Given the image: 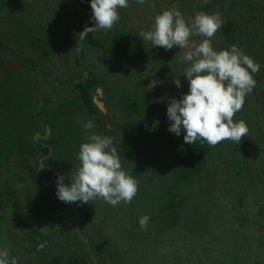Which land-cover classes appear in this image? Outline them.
Returning a JSON list of instances; mask_svg holds the SVG:
<instances>
[{
	"label": "rangeland",
	"instance_id": "374dc122",
	"mask_svg": "<svg viewBox=\"0 0 264 264\" xmlns=\"http://www.w3.org/2000/svg\"><path fill=\"white\" fill-rule=\"evenodd\" d=\"M15 1L0 0V81L5 79L3 78L5 69L12 65L20 67L11 74L12 77L9 80L12 87L17 90L18 88L13 84V81L16 77L19 81L25 78L28 87L24 86V90L27 88L28 100L30 98L28 108L34 112L33 108L36 103L49 98L51 82L55 79L61 81L67 76L64 75V71L58 75V69L54 65L57 64L59 67L68 65L70 67L69 73L74 69L78 41L76 39L87 17L81 9L79 10L77 6H74L76 5L74 0H65L67 13L75 18V22L72 20V24H70L72 26L70 38L65 44L62 40L51 41L48 47L51 55L50 59L47 58L46 61L53 59L52 64L44 61L38 62L33 60L35 56L33 45H28L30 40H28L27 32H32L39 38L38 32L44 30V17L46 16L45 11L48 9L46 8L48 0H22L32 6L33 13L31 12L30 15L33 16V19L30 28L29 23H27V27L25 24L23 26L26 36L22 37V40L11 39L14 42L9 43V38H15L22 34L19 25L12 21L18 15L11 17V7L16 8L22 2L16 4ZM135 3H132L133 7L130 11L132 16L126 22L129 31L132 33L135 46V51H131L132 58L130 57L129 64L131 68H134L133 60H139L141 68L145 69V76L141 73L143 79H147V84L150 86L161 84L162 88L158 91V95L160 99L166 102H169V97L179 98V92L183 89L182 86V88L174 86L173 78L168 72L175 78L177 74L181 79L183 77L181 72L186 67V62L181 59L183 53L199 43L203 37L199 35L190 36L185 48L173 46L166 50L159 46H151L150 42L144 41L140 37V33L149 30L154 16L162 10L177 8L186 21L199 11L209 14L219 12L223 21L222 25L231 21L233 35H238L240 31V38L244 37L246 40H240L238 37L234 40H225L226 36H222V27H220L210 38L212 46L217 50L226 49L230 45H238L239 42L243 51L244 49L248 50L249 54L246 55L261 65L254 74L255 87L251 93L246 95L241 110L234 113L246 123L248 127L247 136L241 137L238 144L224 140L219 142L218 146H212L208 162L205 165L207 169L203 173L205 182L210 185V190L206 189L203 192L201 190L203 186L195 185L199 195H194L190 204L183 208L184 213L182 212L178 222L162 228L161 235L154 237L149 243H146V246L148 250L153 247L156 248L155 264H264V0H144L142 5ZM6 6L10 8V11L6 9ZM118 22V25H122L123 21L119 19L113 26L117 25ZM59 28L61 27L58 26L57 29ZM40 39L39 41H42L43 37ZM2 41L8 42V44L2 45ZM39 41L37 40V42ZM100 41L98 48L90 43H83L82 66L103 81L101 89L102 94L105 95L104 106L108 108V101L113 104V107H109L111 111L110 124L113 127L118 121L123 122L129 116V114H122L119 105L120 94L117 92L123 75H125L123 69L126 68L122 62L118 63L117 60H122V58L116 56L115 49L114 51L106 49V42L109 41L107 37ZM138 46L140 47L139 50L136 49ZM22 67L25 70L29 67L35 69L21 72ZM108 67H111V74L108 73ZM78 77L79 75L75 73L73 78ZM111 84L116 89H113ZM57 92L59 95L62 94V88L58 89ZM147 110L152 112L150 109ZM38 123L37 128L40 127ZM160 126L157 124V130ZM34 128L37 129L35 125ZM28 129L27 142L31 144L29 140L31 133ZM84 138L86 139V137ZM151 144L152 146L157 145L156 142L154 144L151 142ZM2 148L4 149V147ZM167 150L168 148L161 155L162 158L168 155ZM14 151H16V147L10 146L4 149V153L3 151L0 152V196L3 197V200L8 197L11 200L22 201L25 199V194H23L25 187L28 186L27 192L32 195L36 186L28 176V172L23 169L22 160L16 153H13ZM145 155H149V151H146ZM77 162H79L78 159ZM159 163L158 155L157 159L154 156L149 157L146 168L152 164H156L154 168H157ZM46 164L47 161L43 165L46 167ZM234 168H240L243 181L237 180ZM48 171L49 169L46 170V174L50 175ZM64 172L66 175V168ZM136 200L137 202L140 201V199ZM154 200L156 201L155 197ZM134 201L131 200L128 203L121 201L116 206L107 204L103 199H94L83 203V215L86 216L87 220L83 218L90 225L99 226L101 224L105 227L103 231L118 247L116 253L114 251L115 264H142L150 258L145 253L144 258L141 257L138 262L135 257V255H139L137 253L138 244L143 242L140 230L145 231L147 227L136 226L135 222L142 213L134 215V209L138 208H135ZM94 205L101 209L104 215L102 221L95 212L96 209L92 208L96 207ZM205 207L207 211H212L214 214L205 216ZM106 218H110V220H106ZM241 218L242 221L239 220ZM240 222L243 225L242 229H240ZM238 223L239 225L236 227L235 224ZM206 227L211 228V230H203ZM233 228H238V231H235L236 234H232L234 233ZM123 241L127 244V249L131 247L129 250L126 249V260L122 259L121 256L124 251L119 248ZM208 241L214 247L206 253L201 245ZM112 247L114 248L113 245ZM145 249L147 252V248Z\"/></svg>",
	"mask_w": 264,
	"mask_h": 264
},
{
	"label": "flooded vegetation",
	"instance_id": "af4514ba",
	"mask_svg": "<svg viewBox=\"0 0 264 264\" xmlns=\"http://www.w3.org/2000/svg\"><path fill=\"white\" fill-rule=\"evenodd\" d=\"M20 1L22 0H16L15 3L17 4ZM80 1L83 4V6L78 5V4L74 6H77L79 10L81 9L83 13L86 14L87 20L85 22H91V19H90L91 12H89L91 8H90L88 0H80ZM132 1H133L132 3H135V0H132ZM132 3H131V0H129L128 8L118 9L119 17H120L119 19L122 20L123 22H122V25H118L119 24L118 22L117 25L111 27V30L112 32L113 31L121 32L122 37L121 39H119L121 41H113V40L110 41V44H109L110 48L108 47V42H106L107 43L106 49L110 51L111 50L114 51L115 49L116 56L119 58H122V60H117L118 63L122 62L124 65V68H126V69H123V72L125 75H123L122 82L119 88L117 89V92L120 94L119 105H120L122 114L123 115L129 114V116H127L126 120L123 122L117 120L118 121V123L116 124L118 125L117 129L119 130L120 125L121 124L123 125L126 122H128V124H131V125L134 124L135 122L139 121L140 117H144L147 120H151L148 126V129H149L148 134H146L145 136L146 138L145 142L141 145L140 149H142V146H145L146 151H149V155L147 156L144 155L145 159L152 157V156L156 157L157 159V155H158V159L160 163L158 164L157 168H154L156 164H152L149 168H146L145 159L144 161L141 162V164L139 165L137 169H134L132 166H130V162L126 161V159L123 157H120V163H121L122 168L126 172H128L137 181V193L132 198V201L135 200L134 201L135 208L138 207L137 209H134L135 210L134 215H139L140 213H142L139 216L146 214L149 217L148 223L146 225L147 229L145 231H141L140 230L141 227L139 228L140 235L143 236V242L142 243L140 242V244H138L137 253L139 255H135V257L137 261L139 262L140 258L141 257L144 258L145 253H146V256L150 258L149 260H147V262L142 263V264H155V253L157 252V250L155 247L148 250L146 243H149V241H151L157 235H161L162 228L169 227L171 225H174L176 222H178V220L180 219L182 215L183 208H185L186 206L190 204L191 199L193 198L194 195H199V193L196 192V186H203L201 189L203 192L206 189L210 190V185L205 182V177L203 176V173H204V170L207 169L205 165L208 162L209 154L211 151L208 152L205 165L201 169V171L196 176L190 178L188 183L185 184L183 187H181L182 189L179 188V196L181 197L180 199H177V201L179 202L178 204H176L177 216H175L173 212H169L171 210V207L165 208V212H168L167 216L164 217L163 214L161 215V209L164 208V205H166L165 204L166 203L165 194L163 192V189L168 184V178L170 176L169 172L171 169V164L173 163L172 160L170 159V153L175 152V150L169 149L168 145L170 144V140L167 141V138L166 139L163 138V131L168 130L167 125L169 124V121L166 119V105L168 102L160 99V96L158 95V91L160 90V88H162V85L155 84L153 86H150L147 84V79H143V75L141 74V73L144 74L145 69L141 68V64L139 63V60L137 59L133 60L135 64L133 66L134 68H131L129 64L132 58L131 51L133 50L135 51L134 42L132 40L133 39L132 33L129 31V28L126 24L127 19L132 16L130 12L133 7ZM65 7H66L65 0H56L54 2H52L51 0H48V5L46 6V8L48 9L47 11H45L46 16L44 17L45 26H44L43 31L38 32L39 33L38 35H40L39 38L38 36H35L32 32L31 33L27 32L28 40H30V44L28 45H33V54L35 55L33 57L34 61L36 60L38 62L44 61V62L52 64L53 59L50 61L49 60L46 61L47 58H49L51 55L50 53L51 51L48 48L49 45L51 44V41L52 40H62L63 44H65L67 43V40H69L70 34H71L70 28L72 27L70 24H72V20L74 21L75 18L73 15H69V20H65V14H68ZM70 7H72V5H70ZM11 8H12L10 11L11 17L18 15V17H14L12 21L16 22L19 25V27L22 29V34L18 33L19 35H17L18 38L15 37L16 39L13 37L9 38L10 39V41H8L9 43L14 42V40H22V37L26 36L25 31H23L24 24H25V27H27V23H29V28H30V23L32 22V19H33V16L30 15V13L33 11V8L31 5L26 4L25 1L20 2V4H18L16 8L14 7H11ZM6 9L9 10V7L6 6ZM230 22L231 21H227L226 23H229V26L233 27V25ZM93 24L94 22H92L88 26H93ZM58 26H60L61 28L57 29ZM85 27L86 26H81L77 39H76L78 40L77 44H79V51L77 50L75 52V67L73 70H71V72L73 71L72 74L71 72L69 73L70 67L68 65L66 64L61 65V67H59L58 69V75H61L64 71V75H67L65 76V79L61 81H59L58 79H57L58 81H56L55 79L53 83H51V86H49V89L51 90L49 98H45L40 103L39 102L36 103L35 107L33 106L34 107V112H32L33 113L32 115H34L33 117L30 115L26 117L25 124H29V123L32 124L30 125L29 129L27 128L29 132L31 133V136L29 139L31 144L28 142V144L30 145V149L23 150L27 158H24L21 156V153L23 151H17L18 152L17 156L22 160L23 169L28 172V176L33 181V184H35L36 186L35 192L33 190V194L30 195V193L27 192L28 186H26L25 189L23 190V194H25V199H23L22 201H16L13 199L11 200L8 197L4 198L3 200V197L0 196V223L2 224V226H5L4 228H2V230H0V248L8 249L9 255H10L11 250L15 252L14 254H15L17 264H49L48 259L51 257V255H53L57 251L60 252L61 254L63 253L66 255L65 259L62 262L58 261L57 264H68L67 259H66L67 256L69 258H73V256L74 257L80 256L79 260L75 264H115L114 251L116 253L118 247H116L113 244V240L110 239L107 236V234L103 231L105 227L101 226V224L99 226L98 225L93 226V225H90L86 221L87 218L86 216L83 215V209H84L83 203H80V202L64 203L60 201V203L64 205L66 209H68V207H70L71 209H74V207L76 206L78 210L80 211L81 221L79 220V216L75 217V221L74 219H71L72 216H69V217L67 216V219L73 221L76 227L78 226V224L82 225V230L80 231L83 234H85L86 237L88 238L87 241L90 243V246L88 245L89 249L82 251V253L75 252L72 248H66L68 246L64 244L62 245V248H60L58 245V242L61 243V241L55 240L54 234H53L56 226L54 224H51L52 227H50V231H47L44 225L42 227V225L39 224V220L37 219V217L33 215L30 211L24 208V206L26 205V202L28 200H32L37 195V193L40 192L38 183H42L43 185L51 187V192H52L51 194L52 196H55L54 193H55L56 177L60 174H64V177H65L64 183L67 184L69 182L68 180L69 174L65 175V172H64L65 168L66 170L68 168L66 164L70 161L71 163H73L74 169L79 164V162H77V158H72V160L68 159L67 157L68 152L66 151L64 147H61L62 144L66 146L65 145L66 136L64 134V131L61 132L60 129H63L65 123L68 121L71 125H73L75 121L79 123V121L81 120V117L83 118L82 116V105L83 104L81 103L78 108H76V105L78 103L65 102L66 104L62 103L59 105L60 103L59 102V92L57 91L58 89L63 88L62 89L63 93L60 95L66 96L65 97L66 100L70 96H74L77 98L76 101H79L80 103L81 99L79 98L77 91L76 92H73L71 90L67 91L65 88H67V86L72 83L73 79H75L74 82H77V80H80L82 75L84 74H87L86 76L87 81L91 79L92 76H94V80H92L93 83H91L92 88L88 90L89 97L91 99H92V91L95 90L98 84L100 87H102L103 81L98 79L94 73H92L89 70L84 69L82 66V60L84 58V53H83L84 46H82L83 45L82 41L84 40L85 34L82 36L80 33L84 31ZM92 33L93 34L90 36L89 39H85V40H88V42L85 44L90 43L93 46H96L98 48L100 46V42H101L100 40H104L105 37L104 35L94 33L93 31ZM230 33L233 34V31H230ZM222 36H225V35L222 34ZM42 37H43V40L37 42V40H41L40 38ZM236 37L240 38V31L238 32V35L235 34V35H232L230 38L225 37L226 39L225 38L224 39L234 40ZM11 39H14V40H11ZM110 39H111L110 37H107V40H110ZM90 40H94V41H90ZM240 40H246V38L242 37L240 38ZM247 40H249V38H247ZM8 42L2 41V45H6L8 44ZM236 46L242 51L243 54L245 53L244 51H247L246 54H249L247 49H244V51L242 50V47L240 46L239 42H238V45ZM136 49L139 50L140 47L138 46L136 47ZM79 53L81 54L80 61H79ZM19 68L20 67H15L12 65L5 70L6 71L7 70L17 71ZM33 69L35 68L29 67L27 70L30 71ZM27 70H25L23 67L20 69L21 72H24ZM75 73L79 75L78 79L73 78L75 76ZM108 73L111 74V67L108 69ZM168 74L172 76V78H174L173 75L170 74V72H168ZM176 78H178L181 81V86L183 87V89H181V92H179V95H181L182 93L187 91V81L184 76L180 79V77H178L177 74H176ZM110 81H111V77H110ZM111 87L113 89H116L112 86V84H111ZM154 91H157V92L156 94L153 95ZM112 96L114 97V95ZM138 96H139L138 100L136 101L133 100L135 97H138ZM107 104L109 105L108 109H106L107 115L104 116L101 113L104 118L103 124H105V121H106L107 125L109 127H112V125L110 124V112L111 111L109 107H113V104L110 101H108ZM73 108L74 109L76 108V110L72 112L69 111ZM96 109L99 110L97 106H96ZM147 109L152 110V112L148 111ZM25 110L29 111V108L26 109L25 107ZM92 110H94L93 107H92ZM99 112L101 111L99 110ZM84 113H87L89 117L87 120L91 119L90 115L88 114V112H86V110H84ZM73 115H76L75 116L76 118L74 120L70 118V116H73ZM233 117H234L233 118L234 121L241 120L240 117L236 116L235 114L233 115ZM154 119L158 121V124L161 125L158 128V130H157V127H155L154 129L152 128V121ZM37 123L38 125H40L39 128H37ZM34 125L37 129L34 128ZM113 127L115 126L113 125ZM130 127L129 126L126 127V130L128 129L130 131L131 130ZM26 134L28 138V131ZM85 134L86 132L81 133L82 137L80 139L79 145L81 142H83V138L86 137ZM167 134L170 137H173V133L169 132ZM111 136L114 139H117V136L115 134ZM113 138H112L114 142L113 145L116 148L119 147V145L117 144L118 142L114 140ZM121 139H122V136H121ZM151 142H153V144L156 142L157 145L152 146ZM167 148H168L167 150L168 155L166 158H162L161 155ZM140 149L138 150L139 152H140ZM13 153H16V151H14ZM77 153H78V149L76 152V156H77ZM46 161H47V164L45 167L43 164ZM143 164L144 166L142 168ZM47 169H49L48 173L50 175L46 174ZM148 170H152V171H148ZM235 174H236L237 180L243 181L240 168L235 169ZM162 176H165V177H162ZM154 197L156 198V201L154 200ZM55 198L57 199L56 196ZM136 199H140V201L137 202ZM2 201H5V204ZM101 203H104V202H101ZM94 206L96 207H92V206L90 207H92L93 209L94 208L96 209L95 212H97V214L99 215L100 221H102L104 218V215L101 209L97 205H94ZM204 210H205V213H204L205 216L214 214L212 211H207L206 207ZM23 219H25L27 223V226H25L26 229L22 227L21 228L17 227L19 225L18 222L20 221L21 223ZM106 220H110V218L109 219L106 218ZM239 220L242 221V218ZM56 224L59 225L58 222H56ZM235 225L236 227H238L239 223ZM136 226L139 227L138 224H136ZM242 226L243 225L240 222V229H242L241 228ZM28 228H35V229L40 230V232L32 233L31 235L27 236L26 230ZM52 228H54V230H52ZM69 229L71 230V228ZM237 229L238 228H233L232 231L234 233L232 234H236V232L238 231ZM203 230L210 231L211 228L206 227ZM73 234L74 232H71V236ZM79 235H80L79 233L75 234L74 237H77ZM28 240L31 242L28 243ZM111 244L114 246V248L112 247ZM55 245H57L58 247ZM213 247L214 245L211 246L210 241H208L207 243H203L201 245V248H203L206 253H208L210 251V248L212 249ZM95 248L98 250L96 251ZM119 248L123 249L122 251H124V254H122L121 257L122 259L126 260L127 259V255H126L127 244L123 241L120 244ZM145 248H147V252ZM129 249H131V247H129L127 250ZM148 254H150V256H148Z\"/></svg>",
	"mask_w": 264,
	"mask_h": 264
},
{
	"label": "clouds",
	"instance_id": "9594fccd",
	"mask_svg": "<svg viewBox=\"0 0 264 264\" xmlns=\"http://www.w3.org/2000/svg\"><path fill=\"white\" fill-rule=\"evenodd\" d=\"M93 26H86L82 36L94 30H108L119 20L118 9L128 7V0H88ZM143 4L144 0H136ZM221 14L199 11L186 21L177 8L165 9L156 14L149 30L140 37L151 43L170 49L173 46L185 48L189 37L199 35L203 39L186 50L181 59L187 66L181 72L187 81V91L179 98L169 97L166 105L168 131L180 135L183 141L194 144L204 141L215 146L224 140L236 144L247 136L248 127L243 120L233 121L234 113L241 110L245 97L256 85L254 74L261 65L242 53L236 45L219 50L212 46L210 38L222 26ZM176 88L181 81L173 78ZM158 124L152 121L154 129ZM86 130L85 141L79 145L78 166L70 171L69 182L64 183V174L56 177L55 196L64 203H87L103 199L116 206L128 203L137 193V181L126 172L112 138L90 131L92 120L82 122ZM148 215H141L137 223L146 227ZM0 264H17L6 248H0Z\"/></svg>",
	"mask_w": 264,
	"mask_h": 264
},
{
	"label": "trees",
	"instance_id": "16d2710c",
	"mask_svg": "<svg viewBox=\"0 0 264 264\" xmlns=\"http://www.w3.org/2000/svg\"><path fill=\"white\" fill-rule=\"evenodd\" d=\"M74 2L76 5L78 4L83 6L80 0H74ZM65 20H69V14H65ZM92 22H93L92 20L91 22H85L83 26H88ZM221 27H222L221 28L222 34L225 35L227 38L228 37L230 38L233 35L232 33H230L233 27L229 26V23H225ZM93 32L97 34H102L104 35V37H110L111 39L108 41L109 48H110L109 46L110 41L112 40L121 41L119 39H121L122 37L121 32L119 31L112 32L111 29L102 30V31L95 30ZM92 34H93L92 31L86 33L84 36V40L82 42L87 43L88 40L85 39H89ZM246 53L247 51H245L244 54ZM54 66L57 69H59V66L57 64H55ZM13 71L7 70L3 75V78L5 79L0 81V152L3 151L4 153V149L10 146H15L16 144L15 146L16 154H18L17 151L30 149V145L27 142L26 129L29 128L30 125L32 124L30 123L25 124V121L28 115L32 117L34 115H32L33 113L30 111V109L29 111L25 110V107L27 109L28 106L30 105V98L28 100L27 88H25L24 90V86L28 87L25 78L19 81V79L16 77V79L13 81V84H15L18 89L15 90L12 87L11 81L9 80L10 77H12L11 74L13 73ZM86 76L87 74L82 75L81 79L77 80V82H74L75 79H73L72 83L69 84L67 88H65L67 91L68 90L69 91L71 90L73 92L77 91V94L81 99L80 103L79 101H76L77 98L74 96H70L66 100L65 98L66 96L59 95V102H60L59 105L62 103L66 104L65 102L78 103L76 105V108H78L81 103L83 104L82 105L83 118L81 117L79 123L75 121L73 125L75 124L76 125L73 126L68 121L65 123L64 128L60 129L61 132L64 131V134L66 136V143H65L66 146L62 144L61 147H64L68 152L67 154L68 159L72 160V158H76V152L77 149L79 150V142L82 137L81 133L86 132V130L81 127V124L82 122L87 121V119L89 118L87 113H84V110H86V112H88V114L91 117V119L89 120H92L94 124V128L91 129L90 131L96 132L101 135H107L110 136L111 138H112L111 135L115 134L117 136V139L114 138L113 139L118 142L117 144L119 145V147H117L116 149L119 157L125 158L126 161L130 162V166H132L134 169H137L141 164V162L144 161L145 159L144 155L146 152V147L142 146V149H140V147L145 142L146 139L145 136L146 134H148V130H149L148 126L151 120H147L144 117H140L139 121L132 124L133 126L131 124H128V122L124 123L123 125L121 124L119 128L120 131L117 129L118 125H114L115 127H109L103 124L104 122L103 115L101 114V112H99V110L96 109V105L92 102V99L89 97V93H88V90L92 88L91 83H93L92 80H94V76H92L91 79H89L88 81L86 79ZM51 83H53V81ZM5 84H9V85L5 86ZM156 92L157 91H154L153 95L156 94ZM138 98L139 96L135 97L133 100L136 101L138 100ZM92 107L94 108L95 111L92 110ZM76 108L75 109L73 108L69 111L71 112L75 111ZM75 116L76 115L70 116V118L74 120L76 118ZM128 126L129 127L131 126L130 131L128 129L126 130V127ZM169 132L170 131L168 130L163 131V138L164 139L167 138V141L170 140V144L168 145V148L175 150V152L170 153V159L172 160L173 163L171 164V169L169 172L170 176L168 178V184L163 189V192L165 194L166 205H164V208L161 209V215L163 214L164 217L168 215L167 214L168 212H165V208H170V207L171 210L169 212H173V214L177 216L176 204L179 203L177 199H180L181 197L179 196V188L187 184L190 178L196 176L201 171V169L205 165L208 152L213 148L212 146L208 145L206 142L202 140L196 141L194 144H188L184 142L183 131L181 132L180 135L173 134V137H170L167 134ZM83 141H85L84 138ZM218 145L219 144L215 145V147ZM2 147H4V149ZM139 149L140 152L138 151ZM21 156L27 158L24 151L21 153ZM166 157L167 156H165V158ZM145 160H146L145 163L147 164L148 158ZM66 165L68 167L66 170V174L68 175L70 174V171L74 170V166L73 163H71L70 161ZM143 166L144 164L142 165V168ZM38 186L40 192H38L37 195L32 200H28L24 208L30 211L33 215H35L39 220V224L42 225V227L44 225L47 231H50V227H52L51 224H54L56 226L55 230L54 228H52V230H54L53 234L55 240L61 241V243L58 242L60 248H62V245L64 244L68 246L66 248H72L75 252L82 253V251L88 250L90 243L87 241L88 238L86 237V235L80 231L82 230V225L78 224V226L76 227L73 221L67 219V216L68 217L72 216L71 219H74L75 221V217L79 216V220L81 221L80 211L78 210V208L75 206L74 209H71L70 207L66 209V207H64V205L60 203V200L56 199L55 196H52L51 187L43 185L42 183H38ZM2 202L5 204V201ZM56 222H58L59 225L56 224ZM18 224L19 225L17 227L19 228L22 227L26 229L25 226H27V223L25 219H23L21 223L19 221ZM135 224H138L137 221L135 222ZM0 226H1L0 230H2V228L5 227L2 226L1 223ZM69 228H71V230ZM26 231L29 232V233L26 232L27 236L31 235L32 233L40 232V230L35 228H28ZM71 232H74L72 236H71ZM78 233L80 235L74 237V235ZM30 242L31 241L28 240V243ZM95 250L97 251L98 249L95 248ZM14 253L15 252L11 250L10 257H15ZM65 256H66L65 254L63 253L61 254L60 252L57 251L53 255H51V257L48 259V263L57 264L58 261L62 262L65 259ZM79 258L80 256H76V257L73 256V258H69L67 256L66 259L68 264L71 263L75 264L77 263Z\"/></svg>",
	"mask_w": 264,
	"mask_h": 264
},
{
	"label": "water",
	"instance_id": "95a60500",
	"mask_svg": "<svg viewBox=\"0 0 264 264\" xmlns=\"http://www.w3.org/2000/svg\"><path fill=\"white\" fill-rule=\"evenodd\" d=\"M90 27V26H88ZM79 51V44L76 46V51ZM81 55L79 53V61H80ZM104 100H105V95L102 94V89L100 86H97L95 90L92 92V102L97 106V108L101 111V113L105 116L107 115L106 108L104 106ZM105 124L107 125L106 121ZM108 126V125H107Z\"/></svg>",
	"mask_w": 264,
	"mask_h": 264
}]
</instances>
